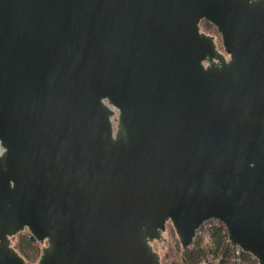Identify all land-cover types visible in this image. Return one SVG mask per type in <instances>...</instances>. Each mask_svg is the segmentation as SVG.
<instances>
[{
  "label": "water",
  "instance_id": "1",
  "mask_svg": "<svg viewBox=\"0 0 264 264\" xmlns=\"http://www.w3.org/2000/svg\"><path fill=\"white\" fill-rule=\"evenodd\" d=\"M211 221L264 264V0H0V264L24 231L160 264Z\"/></svg>",
  "mask_w": 264,
  "mask_h": 264
},
{
  "label": "trees",
  "instance_id": "2",
  "mask_svg": "<svg viewBox=\"0 0 264 264\" xmlns=\"http://www.w3.org/2000/svg\"><path fill=\"white\" fill-rule=\"evenodd\" d=\"M200 30L214 39L217 38L218 47L222 49L219 36L212 25L202 21ZM166 231L171 249L174 250L176 264H258L250 254L229 244L224 227L217 222L211 221L203 225L196 233L192 244L185 250L181 249L170 224L166 225ZM11 244L26 264H36L42 246L36 243L32 237L27 233L19 234L11 238Z\"/></svg>",
  "mask_w": 264,
  "mask_h": 264
},
{
  "label": "rangeland",
  "instance_id": "3",
  "mask_svg": "<svg viewBox=\"0 0 264 264\" xmlns=\"http://www.w3.org/2000/svg\"><path fill=\"white\" fill-rule=\"evenodd\" d=\"M214 40H215L216 47H217L218 51L221 54H223L222 49H219V47H218L217 38L214 39ZM115 119H116V116L113 118V127L114 128H115V125H116ZM22 233H26V231H24ZM22 233H20V234H22ZM150 245H151V248L153 249V251L156 252L159 255L160 264L177 263L176 257L174 256V250L171 249L170 239H169V236L167 234L166 229H165V232L162 234V239L160 241H157V242L156 241L152 242ZM41 246L43 247V245H41Z\"/></svg>",
  "mask_w": 264,
  "mask_h": 264
},
{
  "label": "flooded vegetation",
  "instance_id": "4",
  "mask_svg": "<svg viewBox=\"0 0 264 264\" xmlns=\"http://www.w3.org/2000/svg\"><path fill=\"white\" fill-rule=\"evenodd\" d=\"M215 41V40H214ZM216 44V43H215ZM218 50V49H217Z\"/></svg>",
  "mask_w": 264,
  "mask_h": 264
},
{
  "label": "built area",
  "instance_id": "5",
  "mask_svg": "<svg viewBox=\"0 0 264 264\" xmlns=\"http://www.w3.org/2000/svg\"><path fill=\"white\" fill-rule=\"evenodd\" d=\"M237 249V248H236Z\"/></svg>",
  "mask_w": 264,
  "mask_h": 264
}]
</instances>
